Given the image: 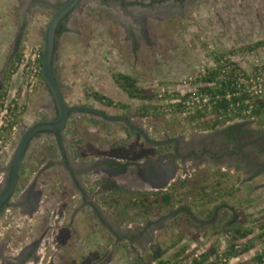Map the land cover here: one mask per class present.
<instances>
[{"label":"rangeland","instance_id":"374dc122","mask_svg":"<svg viewBox=\"0 0 264 264\" xmlns=\"http://www.w3.org/2000/svg\"><path fill=\"white\" fill-rule=\"evenodd\" d=\"M58 1L0 0V107L11 100L19 109L0 133V155L8 159L27 127L55 117L41 72L26 85L28 64L23 65L34 59L40 66L43 32ZM63 25L53 71L65 102L110 118L74 111L60 143L51 133L31 142L18 195L28 192L7 215L11 251H21L23 264L264 261V155L258 150L253 156L264 133V110L212 127L211 114L175 105L202 87L198 76L218 64L233 63L248 77L264 71V0L188 2L179 14L145 17L146 29L136 32L115 3L81 0ZM116 73L130 75L154 98L129 97L114 81ZM240 122L250 133L239 155L225 148L221 160L174 156L175 140L196 154L197 144L209 142L218 154V129ZM63 159L76 168L78 189ZM165 191L171 203L148 214L141 206H126L139 193ZM32 193L35 204L28 206ZM5 231L0 228V240Z\"/></svg>","mask_w":264,"mask_h":264},{"label":"flooded vegetation","instance_id":"af4514ba","mask_svg":"<svg viewBox=\"0 0 264 264\" xmlns=\"http://www.w3.org/2000/svg\"><path fill=\"white\" fill-rule=\"evenodd\" d=\"M27 1L33 2V0H27ZM64 1L66 0H60L56 4H54V6H52L53 10H55V8L61 3H63ZM80 1L81 0H79V2ZM95 1H98L99 3L101 2L115 3L117 11L124 17V19L127 21L128 24H131V26L135 29V32H136L138 29L140 30L141 28L142 30L146 29L144 25L145 17L149 15H155L157 17L158 16L170 17L175 13L179 14L182 11V9L186 8L188 2L192 3L197 0H95ZM75 8L71 10L68 14H66L60 20L56 28V34L59 31V29H61L64 26L63 24L66 21V18L70 15V13H72L75 10ZM55 116H56V112H55ZM230 126L231 125H227V126H224L222 129H218V132L221 136V138H219V141H218L219 142L218 146H221V151L218 154H216L214 150H211V148H209V146L212 145V143H209V142H202L200 146L197 144V146H195L196 147L195 151L198 152L197 150H199V152L198 154H196L193 152V147L190 144L183 143V145H180L179 144L180 140H175L173 147H172L174 156L177 158H181V159L183 157L184 158L192 157L195 159H201L204 156V158L206 159H215V160L220 159L221 160V157L225 155V148L230 150L228 151L227 154L239 155V150L237 148L242 147L241 146L242 143L247 139L250 132L247 131V128L245 127L244 124L240 126L238 130L234 128L227 129ZM42 133H51V132L40 131V132L35 133L33 138L30 140L27 146V149L30 146L31 142L33 140L38 139L39 135ZM229 133H233V135L235 136L234 139L233 137L229 138ZM257 137H258L256 140L257 142L253 145V151L255 152L253 156L255 158L259 156V154L257 153L258 150H260V155H264V150L262 149L264 147V133L261 134V137L260 136H257ZM210 141H213V140H210ZM164 143L165 144L171 143V141H166ZM233 147L236 148L235 151H231L233 150L232 149ZM60 148L62 149V146ZM241 153L245 155V151L242 150ZM7 157L8 156L6 155H0V193L7 187L9 180H10L12 158L8 159ZM64 160L65 159L62 160L63 161L62 165L65 168V170L68 171L67 177L71 179V183L73 187H76L78 189L79 182L76 178V174H78V172L76 171V168L75 170H73L72 166L70 165L71 161L68 162ZM198 161H201V160H198ZM22 168H23V160L20 165L19 175H18L13 191L0 204V228H4L5 230H7L5 231V235L0 240V264H23V260H24V256H22L21 251L19 250L16 251V249H13L15 253L11 251L12 249L11 238H10L11 235H10V230H9L10 222H9V218H7V215L10 214V211H9L10 209L14 210L16 208L21 207L22 198H25L28 192L26 190L24 195L22 196L18 195L19 178L22 173L21 172ZM29 198L33 202L30 203L28 206H32L33 204H35L36 197L32 193L29 195ZM2 223L5 225L2 226Z\"/></svg>","mask_w":264,"mask_h":264},{"label":"water","instance_id":"95a60500","mask_svg":"<svg viewBox=\"0 0 264 264\" xmlns=\"http://www.w3.org/2000/svg\"><path fill=\"white\" fill-rule=\"evenodd\" d=\"M79 3V0H66L60 5H58L52 16L50 17L45 30L43 32V50L41 55L40 69L43 82L52 98L54 110L56 116L53 119L41 120L33 123L27 127L20 135V138L15 147L12 161H11V172L10 180L7 187L0 193V204L6 197L13 191L19 171L20 165L25 155L27 146L30 140L33 138L35 133L40 131H49L54 134L60 143V134L65 128L67 120L69 119L70 113L74 111H88L101 113L105 117L110 118V116L105 115L103 112L92 108L83 106H69L65 102L63 93L53 72L54 54H55V38H56V28L60 20L68 14L75 6ZM121 118L126 121L130 126L128 119ZM61 145V144H60Z\"/></svg>","mask_w":264,"mask_h":264},{"label":"built area","instance_id":"2783aa9c","mask_svg":"<svg viewBox=\"0 0 264 264\" xmlns=\"http://www.w3.org/2000/svg\"><path fill=\"white\" fill-rule=\"evenodd\" d=\"M37 55L39 56V54ZM26 64L28 65L26 66L25 71L28 73V75H26L25 83L26 85L32 86L36 82L41 69L39 63L35 62L34 59L29 63H24L23 67ZM226 66L227 68H234L232 65ZM233 73L236 77L237 87L232 93H228L226 98L230 99V96H233L236 98V101L235 103H230L226 111L225 109H218L215 111L213 108L215 100H212L211 102L212 98L210 94L201 91L199 88L184 93L177 103H179V106L182 104L181 108H184L187 113L205 112L207 114H211V116H213V122L226 121L231 117H248L255 108L258 99L264 97V71L255 73L249 77L244 75V73H240L238 69H234ZM206 74L207 73L202 72L201 75L198 76L199 79L206 77ZM224 78L225 65L217 76V80ZM219 98V95H216L214 99ZM239 110L241 111L240 114H238ZM17 113H19V109H17L11 100H9V102H2V107H0V133L6 130V128H8L10 125L12 126V122ZM262 260H264V256L262 257ZM190 264H194V262H191ZM253 264H264V261L260 263L255 262Z\"/></svg>","mask_w":264,"mask_h":264},{"label":"trees","instance_id":"16d2710c","mask_svg":"<svg viewBox=\"0 0 264 264\" xmlns=\"http://www.w3.org/2000/svg\"><path fill=\"white\" fill-rule=\"evenodd\" d=\"M41 62V58H40ZM227 65H232L230 63L225 62V78L217 80V76L219 75V72L223 69V65L216 66V68L212 69L210 72H208V75L202 79L204 82V85L200 87L199 89L201 91L207 92L211 96V102L212 100H215V103L213 104V108L215 111L218 109H225L229 107L230 103H235L236 98L233 96H230V99H227L226 96L228 93H232L236 87H237V81L236 77L234 76V69L233 68H227ZM54 72V71H53ZM114 81L122 87V89L127 93V95L131 98H139V99H145V100H152L154 98V94L143 89L139 88L135 84V80L130 76L122 73H116L113 75ZM216 95H219V99H214ZM93 97L97 100H103V96L99 95L98 93H93ZM107 102H110V100H107ZM179 106V103L175 104ZM264 110V98L258 99L255 108L253 109L251 114H258L261 113ZM240 110L238 111V114H240ZM196 114L195 116H197ZM194 116V115H193ZM194 116V117H195ZM219 124V122L212 123V127ZM243 123H236L228 127L227 129L234 128L238 130L240 126H242ZM234 139L233 133H229V138ZM134 194V193H132ZM137 194V193H135ZM149 194H154V197L150 199L151 196ZM170 191H165L163 193H139L137 196V201H129L126 206L128 208H138L141 206V208L148 214L147 212H152L154 208H162L164 206H167L171 203ZM136 197V196H135ZM236 232L239 233V230L237 229ZM245 234V233H244ZM243 234V235H244ZM207 255H203V257H206ZM258 259V257H257Z\"/></svg>","mask_w":264,"mask_h":264}]
</instances>
